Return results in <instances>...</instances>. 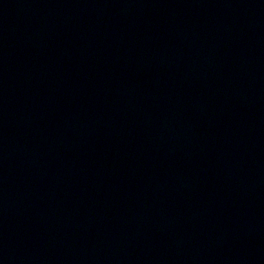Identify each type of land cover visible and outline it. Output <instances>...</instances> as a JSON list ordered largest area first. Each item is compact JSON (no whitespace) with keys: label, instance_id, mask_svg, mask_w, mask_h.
<instances>
[{"label":"water","instance_id":"95a60500","mask_svg":"<svg viewBox=\"0 0 264 264\" xmlns=\"http://www.w3.org/2000/svg\"><path fill=\"white\" fill-rule=\"evenodd\" d=\"M0 264H264V0H0Z\"/></svg>","mask_w":264,"mask_h":264}]
</instances>
